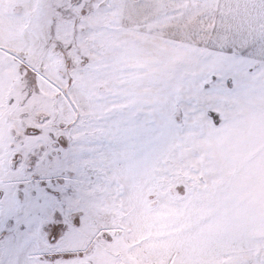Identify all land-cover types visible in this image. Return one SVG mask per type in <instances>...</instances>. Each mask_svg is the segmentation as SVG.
Returning <instances> with one entry per match:
<instances>
[{
  "label": "snow or ice",
  "instance_id": "1",
  "mask_svg": "<svg viewBox=\"0 0 264 264\" xmlns=\"http://www.w3.org/2000/svg\"><path fill=\"white\" fill-rule=\"evenodd\" d=\"M0 264H264V0H0Z\"/></svg>",
  "mask_w": 264,
  "mask_h": 264
}]
</instances>
